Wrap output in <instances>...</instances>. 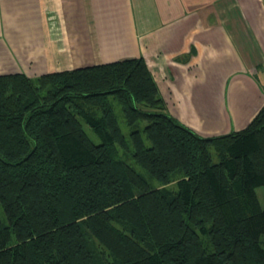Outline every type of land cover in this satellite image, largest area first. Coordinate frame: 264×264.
Returning <instances> with one entry per match:
<instances>
[{
	"label": "trees",
	"instance_id": "trees-1",
	"mask_svg": "<svg viewBox=\"0 0 264 264\" xmlns=\"http://www.w3.org/2000/svg\"><path fill=\"white\" fill-rule=\"evenodd\" d=\"M150 71L139 56L0 74V264H264V104L203 136Z\"/></svg>",
	"mask_w": 264,
	"mask_h": 264
},
{
	"label": "crops",
	"instance_id": "crops-1",
	"mask_svg": "<svg viewBox=\"0 0 264 264\" xmlns=\"http://www.w3.org/2000/svg\"><path fill=\"white\" fill-rule=\"evenodd\" d=\"M260 2L264 11V0ZM255 0H0V74L142 56L168 112L203 136L264 104V18Z\"/></svg>",
	"mask_w": 264,
	"mask_h": 264
},
{
	"label": "rangeland",
	"instance_id": "rangeland-1",
	"mask_svg": "<svg viewBox=\"0 0 264 264\" xmlns=\"http://www.w3.org/2000/svg\"><path fill=\"white\" fill-rule=\"evenodd\" d=\"M260 2H262V1L255 0V6L257 5V7H253L254 10H256V11H258L259 9L261 10V7L259 6ZM261 16L264 18V11L263 10H261ZM113 104L115 106V112L117 114L119 125H120L123 133L125 135H127L128 134V127L125 124L124 118L120 112L118 104L114 100H113ZM83 128L94 142H96V143L99 142V138L94 134V132L91 130V128L89 126H87L85 123H83ZM119 154L124 160H126L128 163L132 164L137 170H139L148 179V181L150 180V182L153 185L160 186V184L156 180L150 179L144 170H142L140 167H138L134 164V162L131 159L129 151H127V153H126L123 150H119ZM166 187L174 190L175 184H174V182H171V183L167 184ZM256 194H257V197H258L260 204L263 205L264 204V189L262 186H259L256 188ZM0 213L3 216L1 209H0Z\"/></svg>",
	"mask_w": 264,
	"mask_h": 264
},
{
	"label": "bare ground",
	"instance_id": "bare-ground-1",
	"mask_svg": "<svg viewBox=\"0 0 264 264\" xmlns=\"http://www.w3.org/2000/svg\"><path fill=\"white\" fill-rule=\"evenodd\" d=\"M151 72V71H150ZM3 74V73H2ZM44 74V73H43ZM33 78V77H32ZM163 110V109H162ZM167 110V109H166Z\"/></svg>",
	"mask_w": 264,
	"mask_h": 264
}]
</instances>
